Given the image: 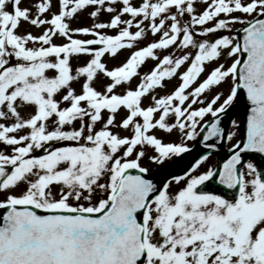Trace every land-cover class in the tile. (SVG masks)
Here are the masks:
<instances>
[{"label": "snow or ice", "instance_id": "1", "mask_svg": "<svg viewBox=\"0 0 264 264\" xmlns=\"http://www.w3.org/2000/svg\"><path fill=\"white\" fill-rule=\"evenodd\" d=\"M0 210V264H264V0H0Z\"/></svg>", "mask_w": 264, "mask_h": 264}, {"label": "rangeland", "instance_id": "2", "mask_svg": "<svg viewBox=\"0 0 264 264\" xmlns=\"http://www.w3.org/2000/svg\"><path fill=\"white\" fill-rule=\"evenodd\" d=\"M236 27H239V26H236ZM33 31V34H38V33H36L34 30H32ZM123 55H127V53H124ZM121 58H123V56L121 57ZM172 87V85H169V88H171ZM236 119H240V117L239 116H237V118ZM218 161V156H213L212 158H211V162L212 163H216Z\"/></svg>", "mask_w": 264, "mask_h": 264}, {"label": "water", "instance_id": "3", "mask_svg": "<svg viewBox=\"0 0 264 264\" xmlns=\"http://www.w3.org/2000/svg\"><path fill=\"white\" fill-rule=\"evenodd\" d=\"M200 152H204V151H206L205 149H203V148H200V149H198ZM188 160H190L191 159V157H188L187 158ZM186 162V161H185ZM222 162V161H221ZM0 211H2V210H0Z\"/></svg>", "mask_w": 264, "mask_h": 264}]
</instances>
